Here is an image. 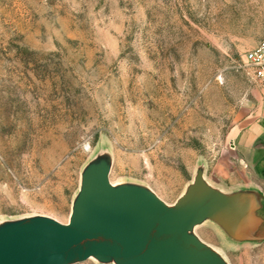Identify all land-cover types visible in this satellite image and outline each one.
Wrapping results in <instances>:
<instances>
[{
  "label": "rangeland",
  "instance_id": "374dc122",
  "mask_svg": "<svg viewBox=\"0 0 264 264\" xmlns=\"http://www.w3.org/2000/svg\"><path fill=\"white\" fill-rule=\"evenodd\" d=\"M263 37L264 0H0V221L67 224L103 147L113 183L168 204L200 164L224 190L264 187L247 162L264 98L244 61ZM197 234L230 264H264V244Z\"/></svg>",
  "mask_w": 264,
  "mask_h": 264
},
{
  "label": "water",
  "instance_id": "95a60500",
  "mask_svg": "<svg viewBox=\"0 0 264 264\" xmlns=\"http://www.w3.org/2000/svg\"><path fill=\"white\" fill-rule=\"evenodd\" d=\"M114 154L100 148L81 171L67 224L45 215L0 221V264H230L197 234L212 224L234 246L264 244V191L224 190L197 167L174 204L135 181L113 183ZM264 180V169L252 164Z\"/></svg>",
  "mask_w": 264,
  "mask_h": 264
},
{
  "label": "built area",
  "instance_id": "2783aa9c",
  "mask_svg": "<svg viewBox=\"0 0 264 264\" xmlns=\"http://www.w3.org/2000/svg\"><path fill=\"white\" fill-rule=\"evenodd\" d=\"M244 61L252 69L264 98V37L252 50L245 54Z\"/></svg>",
  "mask_w": 264,
  "mask_h": 264
},
{
  "label": "crops",
  "instance_id": "0c3cea01",
  "mask_svg": "<svg viewBox=\"0 0 264 264\" xmlns=\"http://www.w3.org/2000/svg\"><path fill=\"white\" fill-rule=\"evenodd\" d=\"M247 162H248V164L252 170H253L252 164L259 165V166H261L260 169H264V141L263 140L256 142L252 146V148L249 151L248 156H247ZM254 173H255V171H254ZM258 179H260V178H258ZM262 182H264V180ZM252 185L259 187L260 189H262L264 191V187L261 184H259L258 182L252 183Z\"/></svg>",
  "mask_w": 264,
  "mask_h": 264
}]
</instances>
